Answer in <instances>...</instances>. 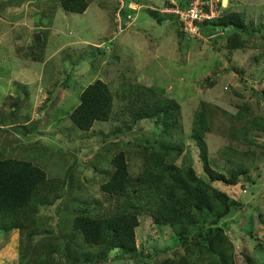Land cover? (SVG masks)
<instances>
[{
  "label": "rangeland",
  "instance_id": "rangeland-1",
  "mask_svg": "<svg viewBox=\"0 0 264 264\" xmlns=\"http://www.w3.org/2000/svg\"><path fill=\"white\" fill-rule=\"evenodd\" d=\"M164 1L131 0L128 4L131 14L119 12V0H91L84 14L66 13L60 0H23L22 5L7 8L0 17V130L7 128L11 134L0 133V148H6L4 154L0 149V154L30 160L52 178L63 177L65 170L73 167V180L88 193L80 194L79 198L93 201L94 205L98 202L95 207L103 213L116 205V200H110L100 189L103 176L100 170L110 167L97 161L99 172L88 164L112 142H127L126 135L132 132L129 127H123L122 135L117 138L118 134L112 132L121 127V122L114 120L96 123L80 139L70 136L72 127L83 133L69 119L83 91L97 80L111 85L114 92L139 84L154 87L160 96L179 103L183 131L175 138L184 141L186 152L191 151L194 166L200 171L203 166L198 161L199 150L190 134L196 114L204 107L208 124L206 143L214 169H231L223 153L229 147L251 153L248 159L237 154L233 159L246 164L249 177L256 182L244 183V189L242 186L221 189L243 204L241 210H233L228 217H232V222L227 230L236 241L238 253L247 250L264 264V130L248 128L255 118L264 126V28L259 26L263 23L264 27V0H220L222 9L245 12L258 24L247 46L232 55L227 49L226 35L191 39L179 36L182 28L177 21L158 23L147 8L161 9ZM167 1L174 4L173 0ZM43 30L49 32L43 64L24 60L17 50L22 48V54L25 53L34 35ZM93 52L97 56L91 55ZM65 81V86H61ZM12 103L14 106L10 108ZM222 110L233 115L242 110L245 118L230 120ZM123 117L130 119V115ZM24 124L36 135H23L24 126L13 129ZM242 129L248 130L245 137L239 134ZM16 141H24L26 146L40 142L63 156L59 159L48 156L52 164L45 163L21 153ZM5 142L10 144L7 146ZM139 143L146 141L140 139ZM39 151L33 150L32 154L38 156ZM130 157L131 172L136 175L141 172V162L134 154ZM56 219L58 225L54 223L53 229L67 227H58L63 216ZM140 221L137 244L151 257L135 259L115 251L101 264H158L174 254L178 241L170 227L156 225L148 216ZM6 235H0V264H18L19 233Z\"/></svg>",
  "mask_w": 264,
  "mask_h": 264
},
{
  "label": "trees",
  "instance_id": "trees-1",
  "mask_svg": "<svg viewBox=\"0 0 264 264\" xmlns=\"http://www.w3.org/2000/svg\"><path fill=\"white\" fill-rule=\"evenodd\" d=\"M130 1L125 0L122 9L128 14H131L128 11ZM173 1L174 4L165 0L163 7L177 6L185 10L194 0ZM22 2L2 1L0 17L7 8L20 6ZM60 3L66 13L84 14L91 0H60ZM161 9L147 8V11L158 23L177 21L179 28H182L178 15L162 14ZM257 25L245 12H230L225 8L219 17L204 21L199 27L204 38H211L217 33H221L217 37L226 35L227 49L232 55L247 46ZM262 25L259 24L264 28ZM48 34L45 30L38 32L25 53L22 54V48L17 52L24 60L43 64ZM179 36L188 37L181 30ZM94 53L91 55L97 56ZM234 70L244 74L237 68ZM60 84L64 87L66 81ZM116 102L120 107L115 105ZM13 106L14 103L10 104V108ZM222 113L234 121L245 118L242 110L236 115L225 110ZM127 115H130V119L123 117ZM69 119L78 131L83 132L78 133L72 127L71 131L75 133L69 131L70 136L76 139L85 137L98 122H121V127L112 132L118 134L117 138L122 135L123 127L131 130L132 133L126 135L129 139L127 142H112L94 158L95 161L88 164L98 171L97 161L110 167L100 170L103 175L100 189L110 200L115 199L116 205L101 213L95 207L98 202L94 205L93 201L90 203L84 197L79 198L80 194L88 193L83 190L82 184L73 180V167L66 169L63 177L52 178L44 168L30 160L0 154V235L6 237V234L18 231V264H101L107 262L109 255L115 251L135 259H148L150 253L137 244L140 219L146 216L151 217L156 225L170 227L178 241L174 254L158 264H261L247 250L238 253L236 241L227 230L232 222V217H228L233 210H241L243 204L221 189L224 186H242L244 189V183L256 182L248 175L249 167L233 159L236 154L248 159L251 153H240L229 147L223 153L231 169H214L206 143L208 124L204 107L196 114L190 134L199 150L198 161L202 163V171L195 168L191 151L186 152L184 141L175 138L183 131L181 106L173 99L160 96L154 87L136 84L114 92L111 85L97 80L83 91L80 103ZM26 124L13 129L24 126L23 133L22 130L17 131L25 136L34 134ZM256 127L264 130L259 118L253 119L248 128ZM0 131L1 134H11L7 128ZM239 134L245 137L248 130L242 129ZM140 139L146 143H139ZM5 143L7 146L10 144ZM16 143L21 153L45 163L52 164L49 157L59 159L63 156L40 142L29 146L24 141ZM0 149L3 154L6 152L5 147ZM33 150H40L38 156L32 154ZM71 150L75 152L74 147ZM132 154L141 162V172L136 175L130 168L129 158ZM61 206H65V209L62 210ZM59 215L64 220H59L58 227H67L53 229L54 223L58 225L56 218ZM258 216L263 218L262 214Z\"/></svg>",
  "mask_w": 264,
  "mask_h": 264
},
{
  "label": "built area",
  "instance_id": "built-area-1",
  "mask_svg": "<svg viewBox=\"0 0 264 264\" xmlns=\"http://www.w3.org/2000/svg\"><path fill=\"white\" fill-rule=\"evenodd\" d=\"M119 1L121 2L119 12H121L125 6V2L124 0ZM219 4L220 0H194L188 9L182 10L175 6L173 8H166L162 10L161 13L178 15V19L183 24L181 31L187 34L191 39H204L200 32L199 24L219 17L222 10Z\"/></svg>",
  "mask_w": 264,
  "mask_h": 264
},
{
  "label": "clouds",
  "instance_id": "clouds-1",
  "mask_svg": "<svg viewBox=\"0 0 264 264\" xmlns=\"http://www.w3.org/2000/svg\"><path fill=\"white\" fill-rule=\"evenodd\" d=\"M214 36H217V34H216V35H214ZM243 192H244V193H246V190H244Z\"/></svg>",
  "mask_w": 264,
  "mask_h": 264
}]
</instances>
